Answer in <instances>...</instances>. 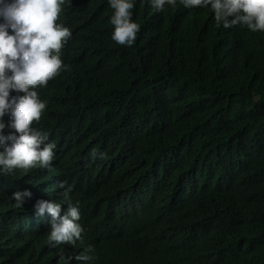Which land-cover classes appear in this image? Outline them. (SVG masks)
I'll return each instance as SVG.
<instances>
[{
    "label": "trees",
    "instance_id": "1",
    "mask_svg": "<svg viewBox=\"0 0 264 264\" xmlns=\"http://www.w3.org/2000/svg\"><path fill=\"white\" fill-rule=\"evenodd\" d=\"M64 10L73 46L103 37L104 62L124 69L106 93L71 80L47 86L43 125L53 136L71 132L105 108L97 132L103 150L84 165L74 140L65 156L73 174L108 173L150 190V205L135 207L147 224L137 264H264V32L217 31L211 10L208 23L187 22L177 32L137 0L142 36L117 48L103 13L74 18Z\"/></svg>",
    "mask_w": 264,
    "mask_h": 264
},
{
    "label": "clouds",
    "instance_id": "2",
    "mask_svg": "<svg viewBox=\"0 0 264 264\" xmlns=\"http://www.w3.org/2000/svg\"><path fill=\"white\" fill-rule=\"evenodd\" d=\"M146 2L160 13L157 23L169 20L177 32L187 22L208 23L210 10L217 31L241 26L264 32V0ZM136 4L0 0V264H137L144 259L138 249L146 246L147 224L139 219L145 210L135 207L150 205V190L140 182L112 180L108 173L73 174L65 156L67 144L75 140L80 161L91 164L95 148L102 149L97 132L104 127L105 108L74 122L71 132L54 130L53 136L43 125L52 96L47 86L71 80L106 93L112 77L124 69L104 62L109 47L103 37L81 50L73 46L64 7L74 18L103 13L113 27L109 41L131 47L145 24L133 16ZM149 125L163 137L165 132Z\"/></svg>",
    "mask_w": 264,
    "mask_h": 264
}]
</instances>
